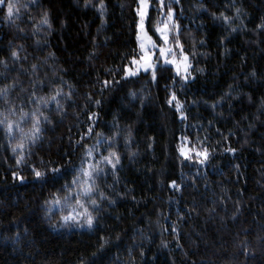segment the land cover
I'll return each mask as SVG.
<instances>
[{
    "label": "trees",
    "instance_id": "trees-1",
    "mask_svg": "<svg viewBox=\"0 0 264 264\" xmlns=\"http://www.w3.org/2000/svg\"><path fill=\"white\" fill-rule=\"evenodd\" d=\"M20 2L29 8L15 24L0 9V60L8 61L0 87L15 79L9 99L25 111L35 107L31 92L48 98L60 88L62 107H41L51 123L20 164L16 139L0 126V264H264V0L172 4L192 62L188 81L162 66L155 80L124 75L140 56L138 0H103V9L100 0ZM45 12L51 28L40 25ZM157 17L153 6L150 31ZM172 92L186 119L168 103ZM97 133H118L120 161L97 182L115 203L101 200L92 228L62 227L58 207L49 218L44 201L72 180L81 144ZM204 147L201 164L195 152ZM31 165L60 168L55 186Z\"/></svg>",
    "mask_w": 264,
    "mask_h": 264
},
{
    "label": "snow or ice",
    "instance_id": "snow-or-ice-1",
    "mask_svg": "<svg viewBox=\"0 0 264 264\" xmlns=\"http://www.w3.org/2000/svg\"><path fill=\"white\" fill-rule=\"evenodd\" d=\"M159 2L161 6L164 7L163 0H159ZM140 3L144 5L145 9L147 8L145 0H140ZM99 7L103 9V0H100ZM21 8L28 9L29 4L21 3L20 0H0V9H6L5 18L12 24H15V21L21 18ZM240 11L241 10L239 8H236L237 14H239ZM137 12L140 16L137 26L144 32L143 37H141L139 34L137 35V39L140 41V48L144 50L143 55L140 57V60H143L144 63L141 64L140 60L133 56L131 58L132 63L137 67L134 71L132 68H129L127 65H125L127 71L124 73V75H136L137 72H139L142 68L145 72H150L152 79L155 80L157 76L156 63L151 62V56L154 51L158 50L159 57H162L165 63L175 64L177 73L181 74L184 80L189 79L191 74L188 72V54L183 51V43L180 40L179 24L173 19V10L170 7L168 8L166 20L162 24L156 25L155 33L159 34L157 39L162 38L164 44H167L170 34H172L171 38L173 45L179 46L178 50L183 57V73H180V65L176 60V49L173 46L165 47L164 44H157L156 40L153 39V36L149 35L145 30L146 11H141L140 8H137ZM220 15L225 21L230 19V17L225 16L223 13ZM29 19H31V17H29ZM168 21H172L171 29H169ZM40 25H47L49 28H51V22L47 12L43 14L40 20ZM19 30L21 32L24 31L23 28H20ZM233 31H235V29H233ZM33 35H35V33H33ZM146 41L151 43V49L146 48ZM22 49L23 45H20L19 48L12 49L11 58L13 62L20 60V51ZM169 56L172 57L171 60H169ZM0 65H3L6 69L8 66V61L0 60ZM31 68L33 70V74L35 75L37 65L33 64ZM0 75H4V73H0ZM102 83L104 85H108L110 81L104 80ZM16 84V80L13 79L12 83L4 84L2 87H0V101H3L6 105L3 111L0 112V116H2V118H0V126H2L8 134L10 142L12 139H16L17 142L13 145V152L15 153L19 150L17 164H20L24 161L25 151H27L28 154H31V145L35 144L40 138L43 130V123H51L50 117L41 111V107L47 106L54 101L56 103L57 109L60 110L62 106L58 98L61 97L62 92L60 88H55L53 90V94L48 98L42 96L38 97L34 91L31 92L29 95V101L34 104L35 107L31 111H25L23 104L17 108L9 99L10 90L14 89ZM65 95L70 96L71 93H67ZM133 95L135 94L133 93ZM174 100L176 101L175 107L179 111L181 118L186 119V113L184 111H180L183 105L176 97V93L172 92L168 103L172 104ZM95 103L99 105L100 101L96 100ZM213 107H215V105H213ZM13 116H17V119H12ZM96 116L97 113H91V117L93 119ZM26 122L30 123L31 125L27 130H25V127L22 126ZM92 128L93 126L89 125L86 135L92 134ZM114 135L105 136L104 133H97L95 143L81 144V147L84 151L80 159V167L70 182L62 184L56 192L50 193L49 198L44 201V204L46 205V216L51 218L53 209L58 207V221L62 227L76 225L77 227L81 228L85 226L92 228L96 222V215L101 210V200H108L110 203H115V201L111 200V197L99 190V184L97 183L103 175H106L105 167L111 166V169L115 170L117 164L120 161V154L115 150L113 143ZM185 139H187V137H185ZM102 147L106 148L107 155L101 151ZM180 151L183 155L187 156V152L185 151L184 147H181ZM227 151L234 153L236 149L228 148ZM97 153L99 154L98 158ZM195 156H202L203 159L200 160V163L203 164L208 159L209 149L207 147H204L203 149H197ZM189 158L191 159L192 157ZM102 165L104 166L102 167ZM30 170L36 179L45 183H51L53 186H55L57 183V174L60 172V168L53 167L49 169L48 165H45L43 168L31 165ZM13 176H18L21 180L24 179V177L19 175L17 172H14ZM171 184L179 187V185H176V181L174 180L171 181ZM97 197H99V199ZM106 242L107 241H105V243ZM101 247H103V245H101Z\"/></svg>",
    "mask_w": 264,
    "mask_h": 264
},
{
    "label": "rangeland",
    "instance_id": "rangeland-1",
    "mask_svg": "<svg viewBox=\"0 0 264 264\" xmlns=\"http://www.w3.org/2000/svg\"><path fill=\"white\" fill-rule=\"evenodd\" d=\"M180 0H163V4H164V7L161 6L159 0H145V3L147 4V8L145 9L144 8V5L140 3V0H138L139 2V8L141 9V11H146V16H145V30L148 32L149 35H152L153 36V39L156 40V43L157 44H164L162 38L161 39H157V36L159 35L158 33H155V27L157 24H162L165 20H166V13L168 11V8L170 7L172 10H173V19L176 23L179 24L178 20H177V17H178V13H177V7L172 5L173 3H179ZM155 6L156 9L158 10V17H157V21L155 23V25L153 26V31H150L149 29V20H150V15H151V9L152 7ZM138 16H139V13H138ZM139 20H140V16H139ZM139 23V21H138ZM168 24H169V29H171V26H172V21H168ZM138 34L143 37L144 35V32L138 28ZM172 34H170V37H169V41L167 42V44H164L165 47H169V46H173L175 49H176V60H177V63L180 65V73H183L184 72V61H183V57L182 55L180 54L178 48L179 46H176V45H173V42H172V38H171ZM146 43V48L147 49H151L152 48V45L150 42H145ZM138 46H139V58L138 60H140V57L143 55V52L144 50H142L140 48V41L138 40ZM184 51V49H183ZM185 52V51H184ZM172 57L169 56V60H171ZM151 62L153 63H156V68L157 66H162V67H170L174 70V72L180 76L181 78L182 75L181 74H178L177 73V70H176V65L175 64H172V63H165L163 58L162 57H159V54H158V50L154 51L152 53V56H151ZM140 63L143 64L144 61L143 60H140ZM187 64H188V72L190 74H192V62H191V59H190V56L188 55V61H187ZM136 65L135 64H131V66H129V68H132L134 71L136 69ZM127 71V70H126ZM150 72H145L142 68L140 69L139 72H137L136 75H131L129 74L128 76H126L127 78H132V77H137L141 74H149ZM189 79H191V75L189 76ZM189 79H187L186 81H188ZM184 80V79H183Z\"/></svg>",
    "mask_w": 264,
    "mask_h": 264
}]
</instances>
